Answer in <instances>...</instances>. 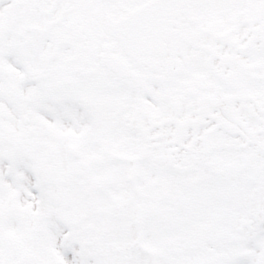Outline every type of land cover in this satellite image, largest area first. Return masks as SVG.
Returning a JSON list of instances; mask_svg holds the SVG:
<instances>
[{
	"label": "snow or ice",
	"instance_id": "snow-or-ice-1",
	"mask_svg": "<svg viewBox=\"0 0 264 264\" xmlns=\"http://www.w3.org/2000/svg\"><path fill=\"white\" fill-rule=\"evenodd\" d=\"M0 264H264V0H0Z\"/></svg>",
	"mask_w": 264,
	"mask_h": 264
}]
</instances>
